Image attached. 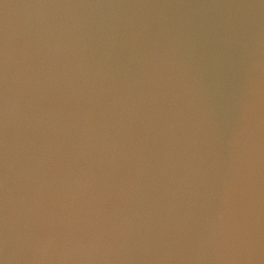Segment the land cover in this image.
Masks as SVG:
<instances>
[{
    "label": "clouds",
    "instance_id": "1",
    "mask_svg": "<svg viewBox=\"0 0 264 264\" xmlns=\"http://www.w3.org/2000/svg\"><path fill=\"white\" fill-rule=\"evenodd\" d=\"M260 14L0 0V264H264Z\"/></svg>",
    "mask_w": 264,
    "mask_h": 264
},
{
    "label": "water",
    "instance_id": "2",
    "mask_svg": "<svg viewBox=\"0 0 264 264\" xmlns=\"http://www.w3.org/2000/svg\"><path fill=\"white\" fill-rule=\"evenodd\" d=\"M160 2L182 5L189 11L205 10L209 13L219 12L225 6H231L241 12L257 9L261 14L255 17V22L264 24V9H260L262 0H160ZM241 116L240 110H234L231 114V118L235 121H239Z\"/></svg>",
    "mask_w": 264,
    "mask_h": 264
}]
</instances>
